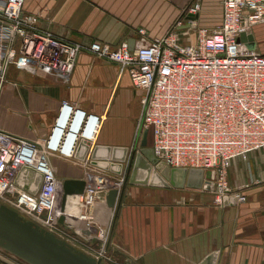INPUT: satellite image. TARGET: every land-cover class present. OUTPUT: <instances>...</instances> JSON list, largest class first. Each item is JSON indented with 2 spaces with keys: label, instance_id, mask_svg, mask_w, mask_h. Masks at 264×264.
<instances>
[{
  "label": "built area",
  "instance_id": "2783aa9c",
  "mask_svg": "<svg viewBox=\"0 0 264 264\" xmlns=\"http://www.w3.org/2000/svg\"><path fill=\"white\" fill-rule=\"evenodd\" d=\"M199 10V1L194 0L184 13L197 15ZM220 10L219 24L213 29L196 28L194 20H188L187 31L195 30L193 42L179 41L176 29L181 21H176L160 38L146 40L139 30L141 38L129 49L126 41L111 46L62 39L36 27V17L24 10V0H0V97L9 83L10 67L67 76L78 54L87 51L114 63L143 94L139 129L147 130L158 162L169 169L208 171L201 190L211 192L218 203L229 196L243 202L242 194L226 187L225 176L232 159L264 153V54L237 39L264 23V0H221ZM98 122V116L62 101L42 145L0 130V203L56 235L62 180L51 169L47 154L58 151L72 157L80 140L94 137ZM22 166L42 176L35 195L14 184ZM82 179L83 194L67 202L74 201L78 207L74 229L80 223V231L87 232L75 234L89 240L95 209L103 204L108 190L122 189L124 176L88 168ZM96 232V241L104 243L105 231ZM85 253L101 261L105 251L98 250L97 256Z\"/></svg>",
  "mask_w": 264,
  "mask_h": 264
},
{
  "label": "crops",
  "instance_id": "0c3cea01",
  "mask_svg": "<svg viewBox=\"0 0 264 264\" xmlns=\"http://www.w3.org/2000/svg\"><path fill=\"white\" fill-rule=\"evenodd\" d=\"M192 1L24 0V10L36 17L39 30L62 39L111 46L130 41L133 49L141 38L139 30L146 40L165 35L176 21H181L177 32L187 30L184 11ZM197 1L200 10L195 27L215 28L221 0ZM250 34L251 48L264 54V23L254 25ZM7 79L11 83L0 97L1 131L42 145L62 101L99 117L94 137L85 140L89 148L83 159L75 156L76 148L72 157L58 151L47 154L58 179H82L88 168L111 174L90 163L94 146L132 149L139 145L143 94L114 63L83 50L67 76L54 71L31 74L10 67ZM148 137L147 133L149 147ZM121 175L124 185L119 205L109 210L103 202L94 213L92 236L97 230L105 231L103 249L108 264H198L211 252L217 253L215 264H264V153L231 160L226 187L245 197L243 202L234 199L233 204L218 203L211 192L201 189L128 184L127 175Z\"/></svg>",
  "mask_w": 264,
  "mask_h": 264
},
{
  "label": "water",
  "instance_id": "95a60500",
  "mask_svg": "<svg viewBox=\"0 0 264 264\" xmlns=\"http://www.w3.org/2000/svg\"><path fill=\"white\" fill-rule=\"evenodd\" d=\"M186 18L193 21L196 15H188ZM237 41L245 42L251 47L253 38L251 34H240ZM128 46L131 49L132 42L129 41ZM146 141L147 130L143 129L139 148L132 147L130 155H128L129 149L126 147L94 146L90 151V163L116 176L121 175L125 168L128 184L154 187L200 189L203 178L210 176V172H203L201 169H169L157 161ZM88 148V144L80 140L75 156L83 159ZM126 158H128L127 162ZM41 178V174L36 170L22 166L15 176L14 184L30 195H35L39 189ZM84 185L83 179L62 180L57 223L66 232L75 234L73 221H68L70 217L66 213L67 199L83 194ZM121 190L110 189L106 192L104 204L107 209L113 210L119 205L122 196ZM222 201L224 204H228V202L233 204L234 197H223ZM94 240H96L94 236H91L89 240L84 239L86 243H92ZM0 249L26 264H105L99 259L77 250L66 241L3 204H0ZM216 258L217 253L211 252L198 264H215Z\"/></svg>",
  "mask_w": 264,
  "mask_h": 264
},
{
  "label": "rangeland",
  "instance_id": "374dc122",
  "mask_svg": "<svg viewBox=\"0 0 264 264\" xmlns=\"http://www.w3.org/2000/svg\"><path fill=\"white\" fill-rule=\"evenodd\" d=\"M194 33H195V30H190V31H187V30H183V31H178V37H179V41L181 43H190L191 40L193 41L194 40ZM9 81V80H8ZM11 82L9 81V83H7L5 85L8 86ZM149 138V137H148ZM139 145L136 146V149H138ZM131 150V147L130 149ZM127 164V163H126ZM125 172V170H124ZM2 204V203H0ZM10 208V207H9ZM13 209V208H12ZM26 219H29L30 216H27L25 215L24 216ZM77 226H79L78 228L75 227L74 229V232L75 233H79L80 235H85L84 232H81V228H82V225H80V223L77 224ZM55 233L57 236H59L60 239L66 241L67 243H69L70 245H72L74 248H76L77 250H80L82 252H88L92 255H95L97 256V253H98V250H101L104 248V243L102 242H97V245L94 244H90V243H86L85 241L81 240L76 234L72 233V232H66L64 231V229H62L60 227V230H54ZM104 250V249H103ZM84 252V253H85ZM87 254V253H86ZM103 258L104 259H101V262L102 263H105V264H108L109 261H107V256L104 254L103 255ZM0 264H26L24 263L23 261L17 259L16 257L6 253L5 251L3 250H0Z\"/></svg>",
  "mask_w": 264,
  "mask_h": 264
},
{
  "label": "bare ground",
  "instance_id": "6f19581e",
  "mask_svg": "<svg viewBox=\"0 0 264 264\" xmlns=\"http://www.w3.org/2000/svg\"><path fill=\"white\" fill-rule=\"evenodd\" d=\"M76 210H77V204L74 205V203L71 201H68L66 203V212H67L68 217L69 216H76L75 218L70 217V219H72V220L77 219L78 213H76Z\"/></svg>",
  "mask_w": 264,
  "mask_h": 264
}]
</instances>
